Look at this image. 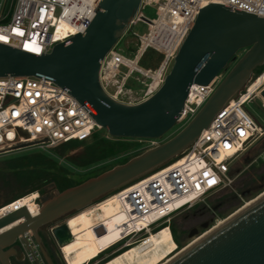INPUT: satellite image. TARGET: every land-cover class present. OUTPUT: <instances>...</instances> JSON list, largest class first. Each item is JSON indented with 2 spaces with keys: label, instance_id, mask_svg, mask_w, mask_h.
<instances>
[{
  "label": "water",
  "instance_id": "water-1",
  "mask_svg": "<svg viewBox=\"0 0 264 264\" xmlns=\"http://www.w3.org/2000/svg\"><path fill=\"white\" fill-rule=\"evenodd\" d=\"M140 1L100 0L84 32L72 36L70 43L54 44L50 52L42 55L0 43V77L33 75L68 86L76 98L91 108L95 121L110 136L150 139L161 137L176 124L192 83H208L227 69L238 51L244 52L198 112L174 136L45 198L35 216L24 207L1 216L0 228L21 217L24 220L0 232V264H12L10 257L17 251L15 242L26 231H31L42 247L39 231L54 224L50 234L55 243L60 246L67 242L71 235L66 223L57 224L63 216L169 162L264 64V17L211 3L200 10L155 92L133 104L114 99L100 83V67L106 53L129 27ZM201 226L206 228L209 222ZM198 232V228H192L188 235L192 237ZM26 242L35 264H41ZM43 252L49 264H53ZM164 264H264V194Z\"/></svg>",
  "mask_w": 264,
  "mask_h": 264
},
{
  "label": "built area",
  "instance_id": "built-area-1",
  "mask_svg": "<svg viewBox=\"0 0 264 264\" xmlns=\"http://www.w3.org/2000/svg\"><path fill=\"white\" fill-rule=\"evenodd\" d=\"M99 2L14 0L9 17H0V43L37 55L48 53L54 44L70 43L72 36L85 31L96 14ZM211 3L264 17V0H141L126 31H131L138 22L146 23L147 31L143 34L132 31L137 39L132 56H126L116 49L117 43L106 53L99 71L103 89L114 99L127 104L147 98L162 84L170 63L200 10ZM149 6L155 7L156 16L153 18L143 12ZM61 24L75 32L70 30L59 35L62 31L57 33V30ZM149 49L162 57L158 69H146L139 65ZM158 71L159 81L151 91ZM135 72L151 76L152 79L147 83L138 78L145 84L142 99L132 98L131 88L126 86L127 80ZM262 74L264 70L256 77ZM219 81L217 76L206 84L192 83L176 123L186 125L207 101ZM249 82L215 113L209 125L174 158L116 190L129 214L126 222L128 228L131 221L132 224L139 219L146 221L145 225L123 234L117 242L125 240L122 247L144 241L150 231L155 232L163 225L170 227V218L174 213L231 185L233 175L230 172L234 168V161L245 156L264 136V78L251 94ZM252 100H259L263 112L262 124L242 108L243 104ZM98 129L102 127L95 121L91 108L76 98L68 86L33 75L7 74L0 77V150L30 142L33 143L31 146L44 147L71 140L86 141ZM18 200L0 206V209L14 204V208L7 213L17 210L20 208L16 206ZM142 231L146 234L141 239L127 240ZM18 239L28 249L27 240L36 258L39 257L38 244L31 231H26ZM28 257L35 264V257L29 250Z\"/></svg>",
  "mask_w": 264,
  "mask_h": 264
},
{
  "label": "rangeland",
  "instance_id": "rangeland-1",
  "mask_svg": "<svg viewBox=\"0 0 264 264\" xmlns=\"http://www.w3.org/2000/svg\"><path fill=\"white\" fill-rule=\"evenodd\" d=\"M13 1L14 0H0V17H9ZM143 12L149 18L156 16L155 7L152 6L145 8ZM132 31L137 34H143L147 31V24L143 22L134 24L132 26V30L126 31L118 40L115 48L123 52L126 56L133 55L137 43V39L132 34ZM243 52V49L237 52L235 60H231L228 63L227 69L220 73L218 80H221L224 77L227 70L232 67ZM161 62V55L156 51L149 49L140 59L139 65L146 69L155 70L159 68ZM171 64L172 62L168 67V71ZM263 70L264 68L260 71H256L255 69L250 80L255 78ZM139 77L147 83L152 80L151 76H144L138 72H135L133 76L127 80L126 86L131 88V96L134 99H142L144 96L143 89L145 84L138 79ZM250 80H248V82ZM242 108L257 123L262 124L263 112L259 107V100L249 101L243 104ZM182 127V123H176L170 130L159 138H120L129 142H135V145L115 156L108 157L87 166L74 164L72 162V158L76 154L80 153V151L84 150L87 146H90L99 137H105L112 140L118 138L110 136L104 129H98L93 133L98 134L96 137H92L89 140L83 141L77 145L64 146L62 143H58L52 146L44 147L28 146L21 149H2L0 150V206L5 204L8 199L15 195H19L22 192L21 185L18 183L16 177L18 169H12L7 166V160L10 158L22 154L40 153L51 160V162L47 164L37 166V168L46 171L49 178L47 183L44 185V191H41L40 189L34 190L38 193L36 202L41 204L45 198L55 195L60 191L57 188L55 181L52 180L54 175L60 174L67 176L72 179L74 184L80 183L90 177L107 171L117 164L123 163L124 160H128L152 146L168 140L181 130ZM233 165V181L230 186H227L216 193L205 196L202 200L195 203L191 207L183 208L171 216L169 225L172 233L178 239V242L174 241L179 246V250L191 245L205 233L224 222L234 212L244 207L247 202L254 200L259 195L264 193V136L253 145L245 156L237 158ZM61 182H63V180ZM105 196L94 200V202L101 200ZM77 211L78 210L72 211L63 216L57 224L64 222L68 216L73 215ZM204 222H209V226L203 228L201 225ZM51 225L45 227V230L49 233L52 228ZM192 228H198L199 232L197 235L189 237L188 234ZM145 234L146 232L142 231L138 234L130 236L127 240L137 241L144 237ZM123 242H125V240L115 244L111 248L105 249L103 252H100L98 257L90 261L88 264H98L112 253L126 248L122 247ZM15 246L19 251H21V255L16 258L11 256L10 260L12 264H33L28 257V249L22 245L21 239H18L15 242Z\"/></svg>",
  "mask_w": 264,
  "mask_h": 264
},
{
  "label": "bare ground",
  "instance_id": "bare-ground-1",
  "mask_svg": "<svg viewBox=\"0 0 264 264\" xmlns=\"http://www.w3.org/2000/svg\"><path fill=\"white\" fill-rule=\"evenodd\" d=\"M70 30L73 31V29ZM70 30L61 24L59 25L57 33L62 31L59 34L61 35ZM158 74L159 71L156 74L153 84L151 85V91L159 81ZM263 78L264 74L253 78V80L249 82V94L257 90V88L262 84ZM263 194L264 193L259 195L257 198ZM37 196L38 193L33 191L22 197H19V200L16 202V206H20V208H26L31 216H35L40 210V205L35 201ZM257 198L247 202L244 207L234 212L230 217L253 203ZM12 208H14V204L7 205L6 207L0 209V217L3 216V214H7V212ZM128 215L129 214L123 207V204L115 190L103 197L101 200L96 202L93 201L90 204L80 208V210H78L73 215L68 216L65 223L71 237L67 242L60 245L63 254L62 256L66 264H88L90 261L98 257L100 252H103L105 249L117 243L122 238L124 233H127L132 229H137V226L146 224V221L139 219L135 220L133 224L131 221V227L128 228V223H126L129 220ZM230 217H228L225 221H227ZM22 220H24V217H21L18 220L1 227L0 232L7 230L10 228V226H14ZM224 222L217 225L203 236L210 233ZM199 239L194 241L192 244L197 242ZM186 248L179 250V246L174 241L172 231L166 224L155 232L150 231V234L145 238L144 241L130 244L128 247H126V249L101 264H164Z\"/></svg>",
  "mask_w": 264,
  "mask_h": 264
},
{
  "label": "trees",
  "instance_id": "trees-1",
  "mask_svg": "<svg viewBox=\"0 0 264 264\" xmlns=\"http://www.w3.org/2000/svg\"><path fill=\"white\" fill-rule=\"evenodd\" d=\"M262 68H264V65L257 67L256 71H260ZM97 135L98 134H94L93 137H96ZM115 138L118 139L112 140L105 137L97 138L90 146H87L84 150L80 151V153L76 154L72 158V162L79 166H87L97 161L106 159L108 157L115 156L121 152L126 151L131 146L135 145V142H129L127 140L120 139L127 137H115ZM82 142L83 141L81 140H71L69 142H64L62 144L64 146H68V145H77ZM126 160H124L123 162H125ZM49 162H51V160L40 153L22 154L8 159L7 166L12 169H18V171L16 172V177L18 183L21 185L22 192L19 195H15L12 198L8 199L7 202H5V204L11 202L12 200L20 196L22 197V195L24 196V194L26 195V193L28 194L29 192H32L36 189H40L41 191H44V185L47 183L49 178L46 171L37 168V166H40L42 164H47ZM60 178L63 180V182H61L62 180ZM52 180L55 181L57 188L60 191L66 187L75 185L71 178L60 174L54 175ZM172 235L174 240L178 242L176 236L173 233ZM124 249H120L112 253L104 260L100 261L98 264L107 261L108 259L117 255Z\"/></svg>",
  "mask_w": 264,
  "mask_h": 264
},
{
  "label": "flooded vegetation",
  "instance_id": "flooded-vegetation-1",
  "mask_svg": "<svg viewBox=\"0 0 264 264\" xmlns=\"http://www.w3.org/2000/svg\"><path fill=\"white\" fill-rule=\"evenodd\" d=\"M63 218V217H62ZM61 218V219H62ZM66 221V220H65ZM64 221V222H65ZM62 222V223H64ZM46 228L43 227L40 231V238H41V244L42 247L38 246V250H39V261L41 262V264H49L43 250L46 251L47 255L49 256V258L51 259L53 264H60L59 263V259L58 257L61 256L60 253V246H58L54 239L51 237L50 233L47 232L45 230ZM21 255V251H19L17 249L16 253L13 255L14 258L18 257ZM34 264V263H33Z\"/></svg>",
  "mask_w": 264,
  "mask_h": 264
},
{
  "label": "crops",
  "instance_id": "crops-1",
  "mask_svg": "<svg viewBox=\"0 0 264 264\" xmlns=\"http://www.w3.org/2000/svg\"><path fill=\"white\" fill-rule=\"evenodd\" d=\"M60 253H61V256L58 257V259H59V263H60V264H66V262H65V260H64V258H63V256H62L63 254H62L61 248H60Z\"/></svg>",
  "mask_w": 264,
  "mask_h": 264
},
{
  "label": "snow or ice",
  "instance_id": "snow-or-ice-1",
  "mask_svg": "<svg viewBox=\"0 0 264 264\" xmlns=\"http://www.w3.org/2000/svg\"><path fill=\"white\" fill-rule=\"evenodd\" d=\"M0 38H2V37H0Z\"/></svg>",
  "mask_w": 264,
  "mask_h": 264
}]
</instances>
